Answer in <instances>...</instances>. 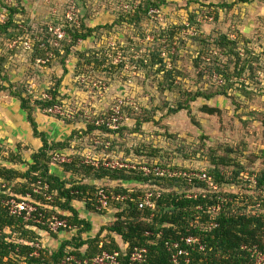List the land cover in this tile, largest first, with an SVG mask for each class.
<instances>
[{"label":"rangeland","instance_id":"374dc122","mask_svg":"<svg viewBox=\"0 0 264 264\" xmlns=\"http://www.w3.org/2000/svg\"><path fill=\"white\" fill-rule=\"evenodd\" d=\"M163 1L162 25L151 23L147 18L135 25L128 24L119 0H0L1 25L11 17L10 8L17 9L8 27V33L13 36L7 38L1 34L0 38V63L2 75L6 77V80L0 78V85L13 86L32 94L30 97H41L52 85H57L60 100L68 110L74 111L73 121L81 127L78 131L87 130L85 121L109 115L122 102L118 133L99 138L102 143H109L106 149L95 151L89 147L93 133L80 132L74 137L80 144L78 152L89 150L101 157L100 160H128L146 166L162 163L208 171L213 167V160L226 158L229 165L220 166L225 173L231 174L240 166L250 174L263 171L264 0L238 3L231 8L221 7L224 0ZM226 3L233 1L226 0ZM122 16L127 20H122ZM191 16L195 21L191 22ZM105 25L110 27L100 28L87 40L71 44L75 30ZM171 25L182 28L179 32L174 30L176 40L169 46L159 33ZM186 25L189 30L183 29ZM52 26L64 32L63 39L58 41L48 32ZM238 31L247 39L246 43L239 38L236 45L241 58L239 67L245 63L255 71L262 67L258 80H247V76L237 80L234 75L225 95L210 100L200 97L189 102L187 110L173 113L178 103H186L184 92L210 95L222 90V82L215 80L217 75L212 68L228 65V57L215 48L212 39L216 34L236 37ZM13 41L18 44L10 49ZM65 48H69V53L63 58ZM55 49H60V53L56 54ZM159 49L164 53L168 69L175 68L171 88L164 82L163 73L156 72L158 67L144 66L148 65L150 54ZM46 52L53 53V57L44 65L38 64L37 60L43 59ZM235 62L228 66L232 75ZM14 106V99L7 92H0V143L15 150L19 141L7 126ZM203 106L218 112L205 114L201 112ZM34 112L39 120H54V125L45 122L52 127L47 131H56L51 134L53 137L65 127L60 124V117H49L38 108ZM13 117L18 119L15 114ZM14 127L20 136H26L17 122ZM28 153H23L26 161ZM18 169L23 170L24 166ZM128 184L124 188L140 189L138 185ZM102 186L115 188L109 184ZM230 187L226 186L228 192L238 191ZM82 206L78 207L80 214L86 211ZM113 207L102 214L86 211V220L92 229L84 237L95 236L100 227L112 222L118 211ZM50 236L43 233L39 242L43 249L53 251L60 243Z\"/></svg>","mask_w":264,"mask_h":264},{"label":"trees","instance_id":"16d2710c","mask_svg":"<svg viewBox=\"0 0 264 264\" xmlns=\"http://www.w3.org/2000/svg\"><path fill=\"white\" fill-rule=\"evenodd\" d=\"M157 1L143 0L133 14L124 12L127 19H129L128 24L139 25L145 21V18L151 23H158L157 21H151L147 15L150 8L160 9L161 5L164 4L163 0L160 3ZM232 1L233 3L227 4L226 0H224L221 7L231 8L234 4H248L251 0ZM10 12L11 15L9 16L12 18L17 9L10 8ZM10 18L3 25L0 24V38L1 34H3L2 36L6 35L7 38L13 36L8 33V27L11 25ZM122 18V20H127L123 16ZM194 19L193 16L190 17L191 22L195 21ZM171 26L162 29L159 33L162 40L164 39V43L169 46H172L175 42L174 30L179 32V28H182V26ZM109 27L107 25L93 29L82 27L79 30H75L72 34L71 44L74 45L78 41L87 40L100 28ZM236 34L235 38H231V35L216 34L214 39H212L215 48L221 50L228 57V65H224L221 68L220 64L212 68L217 75L215 80L222 82V85H220L222 90H215L210 95H204L199 92H184L185 100L183 102L186 103H178L176 108L172 109L173 113L187 110L189 102L195 101L200 97L210 100L215 96L225 95L228 87H231L232 83L230 82L234 75L238 78L237 80H240L243 76H247V80H253L254 78L258 80V72L262 71V67L258 71H255L248 63L239 67L241 58L236 50V45L239 38H242L246 43L247 39L243 38L244 36L239 31ZM200 41L207 43L206 40L201 39ZM71 44L69 47H71ZM39 53L42 54V51L39 50ZM55 53H60V49H55ZM68 53L69 48H65L63 58ZM231 60H236L233 75L229 72L228 67L232 62ZM165 61L167 60L163 57L161 49H159V51H154L150 54L148 65L144 66L150 68L158 67L156 72L163 73L164 82H168V88H171L175 80V68L168 69ZM246 61L244 60V62ZM0 78L6 80V77L2 75V63H0ZM241 84L245 86V82ZM0 92H7L8 96L18 102L20 109L25 113L32 136L41 142V147L30 154L29 161L23 159L22 152L25 149L20 144H17L14 150L7 149L4 144L0 143V264H74V261H89L102 252L111 253L113 251L120 253L119 264H130L129 256L135 247L146 248L147 254L145 255L146 262L144 264H173L171 263L172 252L165 247V242L178 241L180 238L187 236L197 238L203 246V250L188 248L189 254L186 259L189 261L185 263V258H180L179 264H251L249 253L241 250V246H257L260 250L264 249V170L250 174L240 166L231 174H228L223 169H220V166L224 168L229 165V161L226 158L221 159V161L213 160V167L205 172L212 176L221 188L226 186L237 187L238 191L230 193L223 189L222 194L229 201L224 204L219 213L213 215L208 212L207 208L217 201L219 195L208 192L203 197L201 191L207 186L196 178H193L192 183H189L188 179L184 177L168 178L156 177L151 174L144 175L137 169L118 170L100 167L94 170L82 164L83 154L72 155L70 163L61 165L64 166L63 168L66 172L71 173L73 176H83L93 180H107L117 183L138 184L141 186H139L140 189L146 188L155 194H160V197L155 202L154 210L138 209L137 205L129 201L112 204L111 206L118 210L115 214V220L108 226L101 227L94 237L84 239L83 236L91 231L92 226L88 221L80 218L77 210L72 206V202H82L88 210L93 211L91 203L97 187L80 184L73 178L60 179L50 174L51 158L58 151L70 148L71 142L75 140L74 137L78 136L80 132L84 135H89L95 130H100V136L94 135L90 140L91 144L89 147L94 148L93 150L95 151L98 149L101 151L102 147L104 148V145L108 142L102 143L99 138H110L111 132L103 128L97 129L94 125L85 121L87 124L86 131L74 130L64 141H49L45 133L38 130L34 110L38 108L43 111L54 105L64 106L63 101L60 100L58 86L52 85L46 91L50 94L51 100L34 99L33 96L30 97L32 94L28 95L24 91H18L10 85L8 87L0 85ZM24 94L28 96H24ZM201 112L214 115L218 111L217 109L203 106ZM46 115L52 117L48 113ZM73 120L65 121L70 124ZM118 131L119 129L112 133L117 134ZM94 139H98L100 144L93 143ZM79 146L80 144L78 143ZM120 161L128 162V160ZM131 164H134L136 168L146 166L139 162ZM19 166H24V169H18ZM153 166L173 171H197L198 173L204 171L162 163L147 165V167ZM241 175L243 177L254 175L255 183L249 184L240 180ZM43 185L48 186L46 194L51 196L50 202L44 200L41 190H39L41 194L34 193L35 188H40ZM104 188L114 192L127 191L126 188L121 186H117L114 189H110V187ZM140 189L136 190L139 192L141 191ZM27 195L30 196L33 204L40 211L43 209L46 211L44 207L49 206L67 214L63 216L56 213L60 219H64L67 222L70 228L76 229V234L70 240H63L56 250H40L37 257L33 256L34 250L29 244L39 242L43 233H49L52 238H56L57 233L49 232L45 227L32 221L24 222L20 217L9 215L4 205V202L8 199L14 198L22 201ZM49 213H52V211L49 210ZM210 224H215L216 226L210 228ZM112 235L119 238L122 245L126 247H121ZM181 248L186 249L183 245H181ZM71 257L74 261L68 260Z\"/></svg>","mask_w":264,"mask_h":264},{"label":"built area","instance_id":"2783aa9c","mask_svg":"<svg viewBox=\"0 0 264 264\" xmlns=\"http://www.w3.org/2000/svg\"><path fill=\"white\" fill-rule=\"evenodd\" d=\"M122 10L125 13L133 14L138 6L141 4L143 0H119ZM161 12L160 9L150 8L148 10V17L151 21H157L158 23L162 24L163 20L161 19ZM162 21V22H161ZM186 28L189 30V25H186L183 27V29ZM182 29V30H183ZM192 30V29H191ZM48 32L51 33L55 38L60 41L63 39L64 32H61V29H58L57 27H49ZM231 38H235L231 35ZM176 40V37L174 38ZM18 44V41H13L9 47L10 49L15 48ZM54 45H57V42L54 43ZM164 54V53H163ZM53 57V53L46 52L43 59L37 60L38 64L44 65L48 63L51 58ZM221 83V81H219ZM34 99L37 100H51V96L48 92H45L41 94V97L34 96ZM121 105L122 102L118 105H116L112 112L105 116V117H97L94 119L88 120L89 123L94 125L97 129H105L107 131H110L111 133L114 131H117L121 126ZM43 112L49 115H54L56 117H60L61 119L65 120H71L74 117V111L68 110L65 106H59L54 105L51 108H48L46 110H43ZM100 131V130H98ZM93 143H98V139H94ZM108 144L106 143L104 145V148H107ZM94 149V148H93ZM90 153L83 154V161L82 164L85 166H91L95 168H111V169H137L141 171L144 175H154L156 177H168V178H174V177H184L188 179L189 183H192L193 178L198 179L200 182H204L206 184V188H204L201 192L203 193V197H205L206 193H214L216 194L217 201L211 204L207 210L209 213L215 215L220 212L222 207L226 202L229 201L227 197H225L222 194L223 189L227 190L225 188H221L213 179L212 176L208 175L205 171H201V173H198L197 171L192 172H184V171H173L171 169H162L159 167H147L142 166L139 168H136L134 164H131L129 162H122L119 160H113L108 161L107 159L102 160H94L90 157ZM69 157L61 152L55 153L51 160L52 165H61L63 163L68 162ZM240 180H243L245 182H248L249 184L255 183L254 182V175L250 177H243L241 175ZM40 186L41 184L38 183ZM38 185V186H39ZM139 187V186H138ZM232 188V187H230ZM48 189L47 185H43L42 187H37L34 189V193L41 194L39 190L42 191V196L45 201L50 202L51 196L46 194V190ZM236 189H238L236 187ZM141 191H137L136 189H127L125 192H114L112 190H106L103 186L97 187L94 199L91 203V207L93 208V211L96 213H103L107 211L112 204L116 203H125V202H131L137 205L138 209H148V210H154L155 208V202L160 197L159 193H154L150 189L141 188ZM4 205L6 206L9 215L16 216L22 218L24 222L32 221L42 227H45L49 232L57 233L60 229L62 230H68L72 229L67 224V222L64 219H60L59 216L56 214L55 208H50L49 206H45L40 211L38 207L33 204L31 198L29 195L26 196L25 199L22 201H18L14 198L8 199L6 202H4ZM52 211V213H49V210ZM45 212V213H44ZM215 224H210V228L215 227ZM75 229V228H73ZM34 252L33 256L37 257L39 255L40 250H42V246L40 245V242H34L29 244ZM181 245L185 246L186 249L181 248ZM121 247H126L124 245H120ZM101 247V244H100ZM165 247L172 252L171 256V263L173 264H179L180 258H185V263L189 260L186 259L188 257V248H191L194 250L195 248H199L200 250H203V246L200 244V241L192 236L182 237L178 241L173 242H165ZM241 250L247 251L250 255V261L251 264H264V249L260 250L257 246H251L248 247L247 245H242ZM147 254L146 248H140L135 247L129 256V263L130 264H144L146 262L145 255ZM119 256L120 253L118 251H113L111 253L108 252H102L100 255L96 256L95 258L89 260V261H74L73 258H69L68 260L74 261V264H119ZM43 264V263H41Z\"/></svg>","mask_w":264,"mask_h":264},{"label":"crops","instance_id":"0c3cea01","mask_svg":"<svg viewBox=\"0 0 264 264\" xmlns=\"http://www.w3.org/2000/svg\"><path fill=\"white\" fill-rule=\"evenodd\" d=\"M14 99V98H13ZM14 101H15V106H14V112L13 111H11V114H10V118L9 119H7V126H9V129H10V132H12V134H14L15 136H13V137H15L16 138V140L17 141H19V142H17L18 144H20L25 150L22 152V156H23V159L25 160V156L23 155V153H25V152H29L28 154H29V156L27 157V161H29L30 160V154L33 152V151H37L40 147H41V142H40V140L39 139H36V138H34L33 136H32V132H31V129H30V126H29V124H28V122L26 121V116H25V113L23 112V111H20V107H19V104H18V102L14 99ZM22 113V114H21ZM16 115V117L18 118V119H16L15 120V118L13 117V115ZM20 114V115H19ZM35 120H36V122H37V125H38V130L40 131V132H43V133H45V135H46V138L49 140V141H55V142H58V141H64V140H66L69 136H70V134L75 130V131H78V130H80L81 129V127L79 126L78 127V123L79 122H72V123H66V121H65V119H59L60 120V124L62 123V125H64L65 127H62V130H61V133H59L58 135H56V136H51V134L53 133V132H56V131H47V129H49V130H51L52 129V127L49 125L48 126V124L51 122L52 124L54 123V120L52 119L51 121H42V120H39V118L36 116L35 117ZM58 120V119H57ZM62 120L65 122H62ZM72 120V119H71ZM17 122V124H18V126H21L23 129H24V133H25V137H26V139H27V141L29 142V143H27V141L25 142V137H23V136H20V134H19V132L17 131V127H14V129H13V124L14 123H16ZM43 122V123H42ZM45 122H47L48 124L47 125H45ZM55 124V123H54ZM53 124V125H54ZM83 124V123H82ZM73 129V130H72ZM72 130V131H71ZM49 132V133H48ZM98 135V136H100V131H94L93 132V135ZM51 138H50V137ZM18 138H20V139H18ZM24 139V140H23ZM3 144V143H2ZM78 141L75 139L73 142H71V145H70V148H68V149H65L64 151H58V152H61V153H63V154H65V155H67L69 158V160H68V162H66V163H70V161H71V157H72V155H82V154H87V153H90L91 154V151H89V150H84L83 152H78ZM83 156V155H82ZM90 157L91 158H93L94 160H100L99 158H101V157H97V155H90ZM26 161V160H25ZM64 166H56V165H52V166H50V169H49V173L50 174H52V175H55V176H57V177H59L60 179H70V178H73L75 181H77L78 183H83V184H87V185H91V186H95V188L96 187H100V186H102L103 184H109L110 186H115V187H117V186H121V187H124L125 185H129L128 183H117V182H109V181H107V180H93V179H91V178H87V177H83V176H73L71 173H69V172H66L65 170H64V168H63ZM90 168H92V169H94V170H97L98 168H95V167H91V166H89ZM133 184V183H132ZM135 185H138V184H135ZM134 185V186H135ZM138 186H140V185H138ZM104 187V186H103ZM128 187V186H127ZM141 187V186H140ZM113 188V187H112ZM126 188V187H125ZM82 204H83V206H82ZM72 206L77 210V212H78V214H79V216H80V218H82V219H85L86 220V217H88V216H86L87 215V212L88 211H91V210H88L87 208H86V206H85V204L84 203H82V202H78V201H74V202H72ZM80 206H82V210H83V208H85L86 209V211H82V212H84L83 214H80V212L78 211V207H80ZM57 210V209H56ZM108 211V210H107ZM56 213L57 214H61V215H63V216H66L67 214H65L64 212H62V211H60V210H57L56 211ZM103 213H105V212H103ZM116 214V213H115ZM115 220V218L113 217V220H112V222ZM86 221H88V220H86ZM89 222V221H88ZM112 222H110V223H112ZM90 223V222H89ZM109 223V224H110ZM91 224V223H90ZM92 226V225H91ZM105 226H108V224H106ZM102 227H104V226H102ZM101 228V227H100ZM92 229V228H91ZM99 231V230H98ZM97 231V232H98ZM62 234V235H61ZM76 234V229H68V230H60L59 232H57V237L56 238H52L51 236H50V238H51V240L52 239H55V240H58L59 241V243H61L63 240H70L74 235ZM88 233H86V235H87ZM64 235V236H63ZM96 235V234H95ZM42 236V235H41ZM115 239H116V241L118 242V239L119 238H117L115 235H112ZM84 237V236H83ZM92 237H94V236H92ZM92 237H88V238H92ZM84 239H87V237H84ZM42 240V239H41ZM40 240V241H41ZM51 240H47V242H49V241H51ZM122 243H121V240H120V242H119V245H121ZM59 247V245L57 246V248ZM56 248V249H57Z\"/></svg>","mask_w":264,"mask_h":264}]
</instances>
